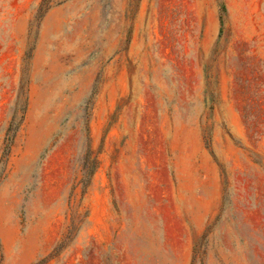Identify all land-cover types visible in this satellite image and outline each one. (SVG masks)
<instances>
[{
  "label": "rangeland",
  "instance_id": "374dc122",
  "mask_svg": "<svg viewBox=\"0 0 264 264\" xmlns=\"http://www.w3.org/2000/svg\"><path fill=\"white\" fill-rule=\"evenodd\" d=\"M81 262L264 264V0H0V264Z\"/></svg>",
  "mask_w": 264,
  "mask_h": 264
},
{
  "label": "bare ground",
  "instance_id": "6f19581e",
  "mask_svg": "<svg viewBox=\"0 0 264 264\" xmlns=\"http://www.w3.org/2000/svg\"><path fill=\"white\" fill-rule=\"evenodd\" d=\"M48 89V88H47ZM54 94H55V92H54V90H45V91H43L42 93H41V99H40V104H39V108L41 109V110H43V115L41 116V120H40V124H39V130L37 131L38 132V138L39 139H41V136H42V134H43V131H42V127H43V125H44V123L47 121V115H48V109H46V107H48V104L51 102V100H52V98H53V96H54ZM42 140V139H41ZM29 161H26V162H24L23 164H22V166H23V168L25 167V168H27V167H29ZM30 168V167H29ZM18 174V173H17ZM24 175V174H23ZM21 176V175H20ZM21 177H23V176H21ZM21 180V179H20ZM25 180V179H24ZM22 181V180H21ZM10 194H11V192H10ZM16 195V194H15ZM17 196V195H16ZM14 197V196H13ZM9 199V198H8ZM8 199H7V201H8ZM11 202V201H10ZM18 203V202H17ZM16 203V204H17ZM11 204H13V203H11ZM10 204V205H11ZM5 205V204H4ZM14 209H15V207H14ZM5 217H7V220H9V217H10V215H9V210L6 208V206H5ZM26 238V237H25ZM15 241H16V239H15ZM13 242V241H12ZM13 244V243H12ZM11 244V245H12ZM28 244V243H27ZM26 247V246H25ZM105 253L103 252V255H104ZM100 255V254H99ZM98 255V256H99ZM99 257H101V256H99ZM94 258V257H93ZM107 259V258H106ZM98 260V259H97ZM102 260V259H101ZM105 260V259H104ZM92 261V260H91ZM106 261V260H105ZM248 262V261H247ZM81 264H82V262H81ZM98 264H99V262H98Z\"/></svg>",
  "mask_w": 264,
  "mask_h": 264
}]
</instances>
